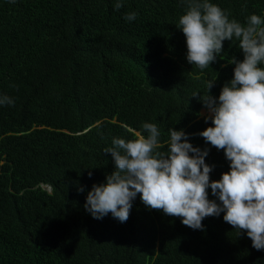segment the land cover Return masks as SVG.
Instances as JSON below:
<instances>
[{
  "label": "trees",
  "instance_id": "obj_1",
  "mask_svg": "<svg viewBox=\"0 0 264 264\" xmlns=\"http://www.w3.org/2000/svg\"><path fill=\"white\" fill-rule=\"evenodd\" d=\"M113 2L0 0V93L14 99L0 107V264H264V251L223 213L193 230L147 209L139 194L123 223L84 210L87 191L114 170L102 151L144 122L160 128V151L170 127L183 129L194 147L209 148L210 180L228 171L223 150L197 134L211 121L191 94L216 78L218 96L232 78L227 60L242 52L224 41L201 71L187 63L175 26L179 0H125L118 11ZM212 2L242 24L264 15V0Z\"/></svg>",
  "mask_w": 264,
  "mask_h": 264
},
{
  "label": "clouds",
  "instance_id": "obj_2",
  "mask_svg": "<svg viewBox=\"0 0 264 264\" xmlns=\"http://www.w3.org/2000/svg\"><path fill=\"white\" fill-rule=\"evenodd\" d=\"M179 3L184 11L175 26L185 38L188 64L201 71L210 67L223 54L224 41L242 52V60H227L234 65L233 74L218 96L210 95L216 78L205 82L203 94H191H199L204 122L211 121L197 134L206 145L223 150L228 171L210 180L213 166L205 163L209 148L194 147L183 129L170 127L166 150L160 151V128L144 122L140 130L128 129L130 138L112 137L111 146L102 151L111 154L114 170L87 191L84 210L94 219L110 214L123 223L139 194L147 209L179 217L193 230H202L204 218L223 213L237 236L243 233L253 249L264 251V15L250 14L242 24L212 0ZM124 4L114 0L113 10ZM136 16L133 11L122 18L132 22ZM13 104V98L0 93V107Z\"/></svg>",
  "mask_w": 264,
  "mask_h": 264
},
{
  "label": "rangeland",
  "instance_id": "obj_3",
  "mask_svg": "<svg viewBox=\"0 0 264 264\" xmlns=\"http://www.w3.org/2000/svg\"><path fill=\"white\" fill-rule=\"evenodd\" d=\"M203 113H205V111H204V110H201V111H200V116H201V117H203V115H202Z\"/></svg>",
  "mask_w": 264,
  "mask_h": 264
}]
</instances>
